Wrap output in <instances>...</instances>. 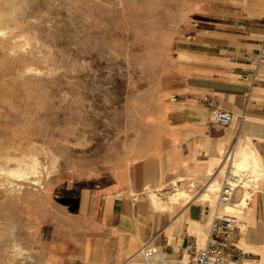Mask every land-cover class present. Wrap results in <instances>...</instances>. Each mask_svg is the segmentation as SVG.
Returning <instances> with one entry per match:
<instances>
[{
  "label": "crops",
  "instance_id": "obj_1",
  "mask_svg": "<svg viewBox=\"0 0 264 264\" xmlns=\"http://www.w3.org/2000/svg\"><path fill=\"white\" fill-rule=\"evenodd\" d=\"M160 1L171 17L159 12L155 24L172 33L168 44L156 41L155 77L130 97L122 134L44 183L32 232H51L53 205L61 238L31 247L39 264H148L146 241L189 264L188 246H203L216 210L229 207L241 222L230 264H264L263 189L243 209L170 194L211 175L221 182L226 167L244 165L243 149L264 183V0ZM217 106L227 122L214 120ZM232 144L235 163L224 164Z\"/></svg>",
  "mask_w": 264,
  "mask_h": 264
},
{
  "label": "rangeland",
  "instance_id": "obj_2",
  "mask_svg": "<svg viewBox=\"0 0 264 264\" xmlns=\"http://www.w3.org/2000/svg\"><path fill=\"white\" fill-rule=\"evenodd\" d=\"M161 2L0 0V264H39L31 247L59 242L53 205L51 232H32L44 183L122 134L130 97L155 77L156 41L172 33L155 24L171 17Z\"/></svg>",
  "mask_w": 264,
  "mask_h": 264
},
{
  "label": "built area",
  "instance_id": "obj_3",
  "mask_svg": "<svg viewBox=\"0 0 264 264\" xmlns=\"http://www.w3.org/2000/svg\"><path fill=\"white\" fill-rule=\"evenodd\" d=\"M210 105L214 104L212 98L205 97ZM214 120L218 122H227L230 119V112L217 106L214 113ZM235 148L232 144L224 155L225 162L233 161ZM223 164V165H224ZM223 174V180L219 183L217 190V197L215 203L219 206L235 204L240 209L248 205L252 195L258 191L264 190V183H262V171L252 163L239 164L236 170L231 167H226ZM200 183L198 181H191L192 190H197L196 195L190 199L198 197L199 194L204 193L208 187V180ZM241 188L242 194L238 200H235L236 191ZM241 231V222L238 213L216 210L209 234L203 246L197 247L189 245L190 261L189 264H230L232 252L230 247L235 245L238 234ZM140 252L147 256H154L159 262H171L167 250L159 249L155 244L146 241L140 248ZM161 256V257H160ZM148 264H152L147 261ZM173 264V263H171Z\"/></svg>",
  "mask_w": 264,
  "mask_h": 264
},
{
  "label": "bare ground",
  "instance_id": "obj_4",
  "mask_svg": "<svg viewBox=\"0 0 264 264\" xmlns=\"http://www.w3.org/2000/svg\"><path fill=\"white\" fill-rule=\"evenodd\" d=\"M248 146H249V144H248ZM245 148V147H244ZM248 148V147H247ZM253 150H255V149H253ZM243 151V154H244V156H246L247 154H248V151H247V149H243L242 150ZM239 154V153H238ZM239 155H241V153L239 154ZM243 156V157H244ZM247 157H245V159H246ZM255 159V158H254ZM240 161V160H239ZM238 162V161H237ZM248 162H249V160H248ZM233 163H235L234 161H233ZM247 163V162H246ZM245 164V163H244ZM216 184H217V182L213 179L209 184H208V187H207V190L202 194V196H201V198L202 197H210L211 198V196H213V192H214V190H215V187H216ZM192 189V188H191ZM190 189V190H191ZM192 191V190H191ZM190 193H189V191L185 188V187H183V188H177V190H176V192L173 194V196H172V198H177V197H179V196H185V195H189ZM173 199V200H174ZM143 256H144V259L145 260H147V261H149V262H151L152 264H171L172 262H166V261H161V262H159V260H157L154 256H145L144 254H143ZM161 257V256H160Z\"/></svg>",
  "mask_w": 264,
  "mask_h": 264
}]
</instances>
